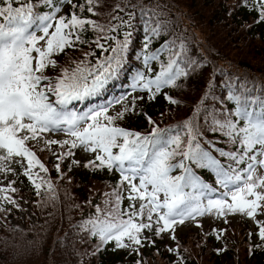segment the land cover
<instances>
[{"label": "snow or ice", "instance_id": "obj_1", "mask_svg": "<svg viewBox=\"0 0 264 264\" xmlns=\"http://www.w3.org/2000/svg\"><path fill=\"white\" fill-rule=\"evenodd\" d=\"M40 6L48 10H37ZM65 6L68 11L58 15ZM165 7L158 0H148V3L144 0H85L84 3L0 0V173L5 179L8 173L16 175L11 164H18L35 194L41 196L43 190L42 200L34 203L42 207L51 205L50 220L59 213V196L50 178L33 171L38 168L46 174L49 169L28 146V141L41 142L42 151H52V145L58 146V153L52 152L57 161L53 167L61 176L64 174L60 162L74 157L73 150L78 147L94 154L84 162V168L115 169L119 173L116 188L103 194V206L86 201L95 212L71 225L84 233L81 243L86 237L98 240L91 252L78 251L70 242L72 251L81 258L80 264L85 255L95 257L109 242L117 249H130L139 255L145 242L154 245L153 236L161 237L163 233L177 243L176 248L168 247L167 251L179 256L176 225L191 221L203 232V221L198 217L210 216L212 222L223 219L227 224L230 214L245 215L255 220L258 237L264 241V221L256 219L258 213L264 215V82L247 74L229 73L212 62L205 89L188 118L160 127L141 106L139 113L151 125L149 132L132 131L116 124L125 119L126 114H137L138 101L141 104L153 101L157 94L170 104L179 105L181 101L170 92L183 90V81L202 75L209 63L207 57L198 59L188 55L183 36L173 35L154 51H149L157 38L170 31L171 22L166 18ZM235 7L255 13L253 24L264 23V0H239ZM226 10L230 14L232 8ZM85 11L91 15H83ZM137 20L144 31L142 50L137 58H142L148 72L153 71L150 62L159 61L154 76L137 71L132 77L131 88L146 91L147 96L132 97L129 103L127 97L121 95L82 112L71 110L70 102L101 94L110 81L119 77L128 60ZM89 31L93 34L90 38L85 35ZM40 41H44L43 45ZM82 44L101 50L94 63L88 58L95 57V51L80 49ZM66 48L79 50L82 59H71L73 67H61L58 76L45 75L46 68L56 69L58 62L54 56ZM161 53L167 54L166 62L160 61ZM218 72L223 76L219 87L226 91L225 99L213 91ZM165 88L168 91H162ZM49 94L55 100H51ZM209 100H219L222 106L207 103ZM228 102L234 106H228ZM117 104L121 105L120 110L115 115L108 114ZM201 114L203 123L198 119ZM206 130L221 133L231 147L225 150L216 147L215 141L204 139ZM61 131L67 138L45 136ZM202 141L225 161L203 147ZM176 157L180 159L173 162ZM241 163L245 167L241 168ZM71 165L79 166L80 161L73 158L69 171ZM193 165L213 174L214 183L224 191L211 198L218 189L202 179ZM174 169H180V174L171 175ZM258 169L262 171L258 173ZM15 183V180H8L6 184L0 182V213L4 215L13 207L21 208L20 188L14 186ZM125 184L129 204L122 210L121 189ZM136 201H139L138 208ZM72 207L79 205H68L66 210ZM145 229L151 235H144ZM23 231L21 229V234ZM225 231L213 227L210 233L203 232V235H215L220 241ZM225 248L218 247L215 252L221 253ZM251 253L250 247L249 255ZM53 264H67V261ZM134 264L143 262L137 259ZM172 264H184L183 258Z\"/></svg>", "mask_w": 264, "mask_h": 264}, {"label": "trees", "instance_id": "obj_2", "mask_svg": "<svg viewBox=\"0 0 264 264\" xmlns=\"http://www.w3.org/2000/svg\"><path fill=\"white\" fill-rule=\"evenodd\" d=\"M24 3L25 0H19ZM34 2V0H33ZM74 3H84L85 0H73ZM148 3V0H144ZM161 5H166L163 9L166 18L171 22L170 31L162 34L150 46L149 51L158 48L165 39L183 36L186 39L188 47V55L193 58L207 57L209 63L205 66L203 74L187 81L185 88L181 91H171L170 94L181 101L179 105H172L160 95L157 94L156 99L141 104L137 102V114L127 115L123 120L116 121L119 126L125 127L132 131L147 133L151 130L147 118L139 113L142 106L143 111L147 113L160 127L175 125L193 114V106L201 97L205 89V81L209 73L212 71V62L217 66L226 69L229 73L247 74L249 78L256 77L260 82H264V23L253 24L255 13L249 12L247 9L235 7L239 0H158ZM232 8L231 13L226 10ZM37 10L47 11V8L40 6ZM103 10V9H101ZM68 11V7L62 8L58 15H63ZM83 15H91L86 11ZM96 18V17H93ZM165 18V17H162ZM103 21V17L100 18ZM249 24L251 27H244ZM51 31V29H50ZM86 37H91V31L87 32ZM143 25L137 20L136 29L133 32L132 43L128 53V60L124 64L118 78L110 81L106 85L101 95L109 100L113 97L124 95L127 101H131L132 97L147 96V92H141L140 89L135 91L131 88L132 77L137 71H144L145 75L154 76L158 70L159 61H151L149 67L153 69L148 72L143 65L142 58H137V53L142 50L143 45ZM41 42V41H40ZM80 49L84 51H95V57L88 59L95 62V58L100 57V49H95L93 45L90 49L87 44L80 45ZM67 54V55H66ZM54 58L58 62L55 70L51 67L45 69V75H60L61 67L72 68L71 59H82L81 52L77 49L66 48L64 52L55 55ZM167 60V54H160V61ZM223 76L218 72L216 74L217 86L213 91L221 99L226 98V91L219 87V82ZM162 91H168L167 88ZM50 95V99L54 100V96ZM99 94V96H101ZM93 104L99 103L102 99L99 97H90ZM207 103H215L217 107H221L220 101H207ZM228 106L232 107L230 102ZM118 105L115 115L120 110ZM203 123L202 114L198 118ZM204 139L216 142V147H222L228 150L231 145L226 143V138L219 132L204 131ZM28 146L32 148L38 158L48 169L54 168L49 165L42 155H46L47 149L41 150L44 146L38 142L28 141ZM202 146L212 150L209 145ZM114 152L117 149L113 150ZM213 151V155L222 162L225 158L219 157ZM180 157H176L173 162H177ZM196 173L206 182L212 183L213 187L219 189L214 183L213 177L210 176L208 170L197 169L192 166ZM235 167V166H234ZM240 167H245L241 163ZM180 172V169H174ZM61 173L64 175H51L53 185H55L59 196V213L55 219L50 220L48 213L52 211L51 205L46 207L40 206L38 203L43 198V190L41 196H37L32 185L27 186V192L30 196V205L33 219L26 217L25 228L23 234L11 218L15 217L17 209L7 215L0 213V264H53V262L67 261V264H80L81 258L72 251V243L78 251H93L94 245L98 243L95 237H86L84 243L80 242V237L84 233L78 228L74 229L71 225L77 224L82 219H86L90 214L95 212V208L86 201L91 200L92 205L97 203L103 206L104 193H109L116 188L118 179L116 175L110 174L107 169L102 171H93L91 168L86 171L73 172L61 164ZM172 175V173H171ZM66 176V178H65ZM67 192V196L65 195ZM124 196V195H123ZM68 205H79L66 210ZM6 207H11L7 206ZM128 203L126 197L121 203V209H127ZM12 215V216H11ZM63 217V218H62ZM46 221H49L46 223ZM226 229L221 240L222 247L226 246L225 251L217 253L211 249V245L215 241V235L204 236L201 232H188L186 235H176L179 242V256L176 252H168V247H177L176 241L168 240L165 236L154 237L155 244L145 242L140 248V253L130 249H117L113 242H109L96 253L95 257L85 255L83 264H134L140 259L143 264H172L183 258L184 264H264V241L258 237L257 224L242 222L238 226L226 224ZM208 229L207 232H211ZM251 233V236H249ZM33 243L29 244L28 242ZM72 242V243H70ZM261 245L260 247H256ZM252 253L249 255V248Z\"/></svg>", "mask_w": 264, "mask_h": 264}, {"label": "rangeland", "instance_id": "obj_3", "mask_svg": "<svg viewBox=\"0 0 264 264\" xmlns=\"http://www.w3.org/2000/svg\"><path fill=\"white\" fill-rule=\"evenodd\" d=\"M44 41L42 43H40V45H43ZM33 55H35V53H33ZM77 101L75 100V102L72 104L71 102L69 103L68 107L71 110H75L77 108ZM78 110V108H77ZM45 136H47L50 139H64L67 138L66 134L64 132H55V133H46ZM34 143V142H33ZM39 145H43L41 142H38ZM52 151H48L46 153V155H42V157H45V160L48 162L49 165H54L57 161L55 160V158L52 155V152H57L59 151V148L57 145H52L51 146ZM75 153L74 157H67L65 158L63 161H61L60 163L62 165H64L67 170L70 167V161L74 158L76 160L80 161V165L79 166H75V165H71V170L73 172H79V171H86L88 172V170L90 168H84L83 164L86 160L88 159H92L93 158V153L90 152H85L83 148H77L73 150ZM11 167L14 168L16 170V175H13L12 173H8L7 174V179L4 178V174L0 173V182H3L4 184H6L8 182V180H15L16 183L14 186L19 187L20 188V192L18 194L19 196V203L21 205V208H16L17 209V213L15 215V217H17V219L14 218V216L11 218V221H13L18 227L24 229L25 228V220L26 217H30L33 219V214L31 211V205H30V196L27 192V186H31L30 182L27 180V178L25 176H23L22 171L19 167L18 164L12 163ZM33 171L38 172L41 176H47L49 178L50 174L51 175H59L60 173H57L55 168H51L49 169L48 173H42L39 172V169H33ZM258 173L261 172L262 170L258 169L257 170ZM66 178V176H65ZM21 181L23 182L21 184ZM138 182V181H136ZM125 187L127 188L126 184ZM122 192V190H121ZM161 199L163 198V194H160ZM215 198V197H213ZM10 206V205H7ZM136 207H139V201H136ZM12 216V215H11ZM197 219H201L203 221V232H206L207 229L211 226H223L224 220L223 219H218L215 220L214 222L211 221V217L210 216H206V217H198ZM256 219L258 220H262L264 221V215H261L260 213L257 214ZM228 223H231V225H238L241 222H248L250 224H256L255 220L248 218L245 215H241V214H230L227 217ZM201 232L200 228H197L195 226V224H193L191 221H186L184 225H176V230H175V234H179L180 235H186L188 234V232H192V233H196V232ZM143 234L144 235H151V233L145 229L143 230ZM163 235H165L166 238H170L169 234L167 233H163ZM211 245V244H210ZM222 244L216 245L215 247H213L214 249L221 247Z\"/></svg>", "mask_w": 264, "mask_h": 264}]
</instances>
